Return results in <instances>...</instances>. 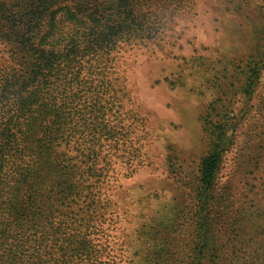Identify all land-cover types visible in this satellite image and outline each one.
Returning <instances> with one entry per match:
<instances>
[{
	"label": "trees",
	"instance_id": "1",
	"mask_svg": "<svg viewBox=\"0 0 264 264\" xmlns=\"http://www.w3.org/2000/svg\"><path fill=\"white\" fill-rule=\"evenodd\" d=\"M183 1L0 0V264H111L104 239L123 201L114 184L146 166L147 119L120 60ZM262 29L229 85L245 101H217L204 116L208 150L193 177L167 157L191 198L186 264H264L252 236L264 215Z\"/></svg>",
	"mask_w": 264,
	"mask_h": 264
},
{
	"label": "rangeland",
	"instance_id": "2",
	"mask_svg": "<svg viewBox=\"0 0 264 264\" xmlns=\"http://www.w3.org/2000/svg\"><path fill=\"white\" fill-rule=\"evenodd\" d=\"M165 14V26L156 38L128 46L120 60L147 119L146 166L137 174L133 169L120 171L114 184L113 195L123 201L104 239L111 264H186L190 259L192 229H184L185 220L180 219L189 212L191 198L184 183L170 174L167 157L177 155L186 171L183 177H193L196 160L208 150L207 111L217 101H245L229 85H237L242 63L262 37L264 0H184ZM239 177L235 174L234 189ZM257 229L252 233L255 246L264 247V215ZM214 235L213 247L219 249V233Z\"/></svg>",
	"mask_w": 264,
	"mask_h": 264
}]
</instances>
